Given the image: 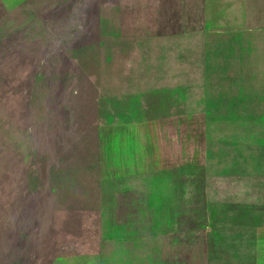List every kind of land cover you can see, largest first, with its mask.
<instances>
[{"label":"rangeland","instance_id":"rangeland-1","mask_svg":"<svg viewBox=\"0 0 264 264\" xmlns=\"http://www.w3.org/2000/svg\"><path fill=\"white\" fill-rule=\"evenodd\" d=\"M0 264H264V0H0Z\"/></svg>","mask_w":264,"mask_h":264},{"label":"crops","instance_id":"crops-1","mask_svg":"<svg viewBox=\"0 0 264 264\" xmlns=\"http://www.w3.org/2000/svg\"><path fill=\"white\" fill-rule=\"evenodd\" d=\"M122 71H152L149 68H143L138 66L136 63H125V68Z\"/></svg>","mask_w":264,"mask_h":264}]
</instances>
